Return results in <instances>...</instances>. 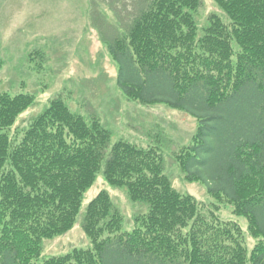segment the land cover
Masks as SVG:
<instances>
[{"label":"trees","instance_id":"trees-1","mask_svg":"<svg viewBox=\"0 0 264 264\" xmlns=\"http://www.w3.org/2000/svg\"><path fill=\"white\" fill-rule=\"evenodd\" d=\"M214 1L228 22L212 13L200 25L202 0H148L109 51L128 100L196 118L177 164L216 209L248 219L255 246L237 222L205 215L173 186L164 145L112 143L100 117L63 95L15 127L35 95L0 91V264H264V0ZM100 173L147 210L127 230L104 189L84 216L91 246L39 262L44 240L74 227Z\"/></svg>","mask_w":264,"mask_h":264},{"label":"rangeland","instance_id":"rangeland-1","mask_svg":"<svg viewBox=\"0 0 264 264\" xmlns=\"http://www.w3.org/2000/svg\"><path fill=\"white\" fill-rule=\"evenodd\" d=\"M202 1L200 25L212 13L229 21L214 0ZM147 4L148 0H0V91L35 95L15 127L27 125L52 98L63 95L73 110L100 117L113 130L112 143L123 138L144 147L164 145L166 172L174 187L194 195L205 215L214 212L221 221L236 220L250 235L246 217L236 215L230 205L219 204L216 209L205 186L185 180L177 164L175 154L190 144L198 130L196 119L163 104L130 101L117 89L118 68L108 44L127 30ZM103 189L124 213L126 227H134L135 214L144 212L146 206L133 203L125 189L113 187L100 173L84 195L74 227L45 239L39 262L74 248H89L84 216ZM247 237L249 247L257 243Z\"/></svg>","mask_w":264,"mask_h":264}]
</instances>
